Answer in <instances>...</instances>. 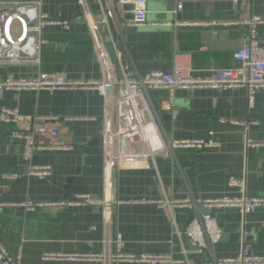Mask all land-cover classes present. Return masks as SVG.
Here are the masks:
<instances>
[{"label": "crops", "instance_id": "crops-1", "mask_svg": "<svg viewBox=\"0 0 264 264\" xmlns=\"http://www.w3.org/2000/svg\"><path fill=\"white\" fill-rule=\"evenodd\" d=\"M114 2L120 7L117 0H86L105 48L108 35L122 56L131 60L139 76L169 72L175 62L190 68L195 76H209L214 69L236 66L233 53L242 46L248 34L246 27H182L177 22H231L250 15L264 19V0H251L250 5L238 9L233 8L231 0H146V24L133 26ZM178 5L181 9L174 13ZM42 12L50 18L68 20L69 29L44 28L42 37L48 43L41 47L39 65L8 66L0 69V79L5 73L26 77L39 72H63L72 79H100L88 22L78 0H42ZM256 30L259 44L264 47V23ZM149 97L159 111V124L168 139H211L219 146L200 151L180 148L158 155L156 169H116L108 187L100 134L103 99L97 93H3L2 105L17 108L22 115L57 116L58 138L71 149L40 151L36 160L28 164L23 159L22 142L9 136L11 126L0 124V202H60L85 194L110 204L108 227L102 208L82 206L33 212L5 209L0 213V242L13 260L18 264H152L41 259L43 254L102 255L106 249L113 253L114 240L120 235L125 254L205 261L209 255L192 251L183 234L195 212L211 214L223 228V236L213 248L215 258L235 257L242 248L251 255L264 256L263 207L243 215L236 208L209 210L197 203L240 196L237 189L227 185L229 176L244 180L246 196L264 197V146H246V140L264 141V90L255 94L252 106L247 102L245 88L176 90L173 102L177 113L171 117L169 130L160 109L168 92L152 90ZM33 165L49 166L50 176L43 180L29 176L28 168ZM164 198L196 203L193 208L173 211L177 234L171 215L154 203Z\"/></svg>", "mask_w": 264, "mask_h": 264}, {"label": "built area", "instance_id": "built-area-1", "mask_svg": "<svg viewBox=\"0 0 264 264\" xmlns=\"http://www.w3.org/2000/svg\"><path fill=\"white\" fill-rule=\"evenodd\" d=\"M234 9L250 5L251 0H231ZM82 16L88 22L92 41V54L97 61L101 77L72 79L63 72H39L34 76L15 77L5 73L0 79V100L4 92H48L83 91L95 92L103 99V124L100 128L103 148L104 181L111 187L112 173L116 169L154 168L155 158L175 149L185 148L200 151L205 148H216L219 144L211 139L204 140H170L162 132L159 124V111L150 102V92L162 89L168 92V99L160 105L162 112L176 116L174 93L176 90L216 89L227 90L245 88L247 102L252 106L254 96L264 90V47L257 38V26L264 19L250 15L247 18L231 22L187 23L177 22L178 26L224 25L244 26L248 34L240 48L233 53L236 66L233 68L214 69L209 76L192 75L190 68L175 62L169 72L155 71L139 76L131 60L122 56L117 44L111 39L114 49V60L111 61L108 51L96 32L97 23L93 20L86 0H78ZM121 6L133 5V19L128 24L142 26L146 24V0H117ZM181 9L178 5L174 13ZM103 23L109 32L105 13L101 10ZM47 26H60L69 29V21L50 18L42 12V0H0V69L15 65H39L41 47L48 42L42 37ZM0 124L11 126L9 136L22 142L23 159L28 164L40 151L68 150L71 146L58 138L60 119L57 116L22 115L17 108H8L0 102ZM45 138L46 142H41ZM246 146H264V141L254 143L246 140ZM51 174L49 166L33 165L28 168V175L46 179ZM15 179L16 176H11ZM227 185L239 191L238 197H223L200 200L197 203L206 209L236 208L241 214H247L256 208H264V197L245 195V182L229 176ZM145 203V202H139ZM165 208L173 216L177 208H193L195 202L181 199H167L154 202ZM117 204H121L117 202ZM90 206L102 208L104 223L110 224V204L105 200L89 195L78 194L68 201L23 203L0 202V213L5 209L23 208L33 212L37 209H63L65 207ZM172 228L177 234V226L172 217ZM183 234L189 247L197 254H208L205 261L190 262L175 260L164 255L133 256L123 253L124 243L117 235L114 240L115 251L105 250L102 255L95 254H43V261L50 260H90L136 263L165 264H264V256H254L246 248L232 258H215L213 248L223 236V228L209 213L195 212L187 223ZM108 247V246H107ZM182 248V253L186 254ZM0 264H18L7 253L0 242Z\"/></svg>", "mask_w": 264, "mask_h": 264}, {"label": "water", "instance_id": "water-1", "mask_svg": "<svg viewBox=\"0 0 264 264\" xmlns=\"http://www.w3.org/2000/svg\"><path fill=\"white\" fill-rule=\"evenodd\" d=\"M117 4L114 2V6L115 8H119L122 10V12H124V18L126 21H130L133 19V15H132V10H133V5L131 4H124L121 5L120 7L116 6ZM106 50L108 51L109 57L111 59V61L114 60V49L113 46L111 45V38L110 36L107 35L106 40ZM161 118L162 120L165 122V127L167 130L170 129V121H171V113L170 112H162L161 113ZM37 157H34L32 160L35 161ZM191 172L188 173V175H190Z\"/></svg>", "mask_w": 264, "mask_h": 264}]
</instances>
